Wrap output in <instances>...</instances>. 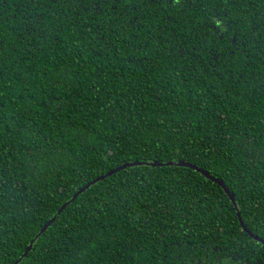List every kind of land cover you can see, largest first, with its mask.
<instances>
[{
	"label": "trees",
	"instance_id": "16d2710c",
	"mask_svg": "<svg viewBox=\"0 0 264 264\" xmlns=\"http://www.w3.org/2000/svg\"><path fill=\"white\" fill-rule=\"evenodd\" d=\"M133 161L17 264H264V0H0V264Z\"/></svg>",
	"mask_w": 264,
	"mask_h": 264
},
{
	"label": "water",
	"instance_id": "95a60500",
	"mask_svg": "<svg viewBox=\"0 0 264 264\" xmlns=\"http://www.w3.org/2000/svg\"><path fill=\"white\" fill-rule=\"evenodd\" d=\"M141 162H138V161H133V162H126V163H123L115 168H112L110 170H108L107 172L95 177L94 179L88 181L87 183H85L83 186L79 187L71 196V198L69 200H66L65 202H63L60 207L57 209L56 213L51 217L49 218L44 224L43 226L40 228V230L37 232V234L34 236V238H32L29 242V244L27 245L26 249L24 250V252L22 253V255L15 261L13 262L12 264H17L18 261L21 260L22 257H24L27 252L31 249V245L34 241V239L39 236L43 231H45V229L50 225L51 222H53L56 214H59L64 208L66 205H68L76 196H78L80 193H82L85 189H87L90 185L94 184L95 182L99 181V180H102L104 178H106L107 176L119 171V170H122L126 167H130V166H134V165H137V164H140ZM147 165H153V166H159V165H171L173 164L171 161H168V162H164V163H161V162H151V163H146ZM177 165H181V166H187V167H190V168H193L195 169L196 171L200 172L201 174H203L205 177H208L210 179H212L213 181H215L217 184H219L223 189L224 191L226 192V194L228 195V197L231 199V201L233 203H235L234 199H233V196L232 194L229 192L228 188L225 187V185L223 184V182L220 180V179H217L215 177H213L212 175H210L207 171L201 169L200 167L192 164V163H189L187 161H178L176 162ZM237 217H238V220H239V223L241 225V228L247 232L251 237L261 241L262 243H264L263 240H261L260 238H257L246 226L245 224L243 223V220L239 214V212L237 211Z\"/></svg>",
	"mask_w": 264,
	"mask_h": 264
}]
</instances>
